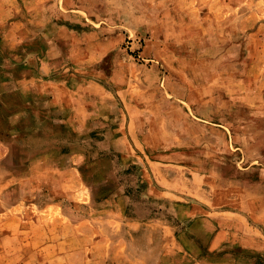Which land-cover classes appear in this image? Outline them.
Here are the masks:
<instances>
[{"label": "rangeland", "instance_id": "rangeland-1", "mask_svg": "<svg viewBox=\"0 0 264 264\" xmlns=\"http://www.w3.org/2000/svg\"><path fill=\"white\" fill-rule=\"evenodd\" d=\"M142 3L0 0L24 18L0 24V219L32 205L39 220L0 228L20 241L0 242V264H195L181 255H201L220 229L264 240V52L247 48L242 30L228 35L226 21L198 22L211 34L200 39L173 38L152 18L164 9ZM54 89L82 96L80 131ZM155 178L171 199L147 195ZM61 215L64 246L40 251L56 242ZM162 223L190 253L165 249ZM208 263L264 255L227 243Z\"/></svg>", "mask_w": 264, "mask_h": 264}, {"label": "crops", "instance_id": "crops-1", "mask_svg": "<svg viewBox=\"0 0 264 264\" xmlns=\"http://www.w3.org/2000/svg\"><path fill=\"white\" fill-rule=\"evenodd\" d=\"M142 4L158 6L159 9H164V12L157 11V16H152V18L167 22L169 35L173 38H181L183 35L186 38L189 36H193L198 37L200 39L202 38L200 36H206L211 34H208V32L205 30H201L208 28L206 24L200 26L198 22L202 21L205 23L207 21H214L217 23L226 21L229 22V25L227 26L228 35L233 34L234 36L242 30V32H245V40L248 46L247 48H261L259 52H264V0H143ZM213 7H216L218 9L229 10L230 14L223 13V10L221 12L213 11ZM0 8L2 10L0 12V24H2L3 21H9L11 20V18H13V20H11L13 24L12 28L21 27V25H23L20 22L24 18H19L18 13L15 14L16 12L14 6L9 8L1 5ZM154 13L155 12L152 11L149 14L153 15ZM25 19L27 20L28 18ZM190 21H192L194 25V27L191 29H195L192 33H190L189 30H186L187 26H190ZM184 25H186V27L185 29H182ZM209 26H213L214 29V25ZM196 29H198L199 32L196 31ZM182 31H185V33L182 34ZM57 84L60 85L59 83L49 85L57 88L58 90ZM90 86L91 84L82 87L83 98H85V100L88 98V96H91L93 94V92H90L88 90V87ZM60 90L61 89H59V91H56V89H54L52 91V102L55 104H60L62 107L67 109L65 112L68 116L69 121H71V125L73 126V128L71 129L72 132L80 131V126H78L76 123L75 124L79 128H76L74 126V119H78L79 121L82 120L81 117L84 116L86 109L77 111L74 107V104H76L77 102L80 103V98L82 96L79 95L78 97H76L77 93H73V95H70L69 97H61L58 94ZM98 93L103 94L100 88H98ZM34 164V162H29L28 167L30 168ZM143 178H145L144 175ZM155 179L159 185V189L156 188L154 190L152 187H150L147 182V195L153 198L171 199V197L174 196L171 193L173 192V190L166 186L163 181H159L157 178ZM145 181H147L146 178ZM36 211L39 214L41 209L36 208ZM2 212L3 210L0 209V214ZM33 212L34 208L32 205L22 208H8V213L4 216V218L0 219V228L5 230L33 229L35 228V223H39V220H37V218H34L35 215L32 214ZM3 214L4 213H2V215ZM63 219L64 216L61 215V218H59L56 223L57 227L59 228L58 232L60 234L56 238V242H42L39 246L40 251L48 250L49 248L53 247L59 248L64 246L65 238L63 236V233L65 232V228L68 227V224H64ZM36 228L45 229L46 226H37ZM162 228V231L167 236L164 244L165 249L174 248L177 251V254L179 252L181 254L183 252H186L182 246H177L173 242L174 239L172 238V236H174L175 231L170 232L171 228L165 223H162ZM239 230H245L242 224L240 225ZM44 233L45 232H41L40 237H42ZM236 234L239 233L236 231H229L225 229H220L216 231L207 246V254L205 256L197 259L192 258L189 254L187 255L185 253L187 256L185 254H182L181 262L191 260L194 261L195 264H209V258L213 255V253L219 250L223 245L227 243H234L238 245L241 249L252 254L264 255V240L257 238L246 239L243 237H241V239L239 240H232ZM44 238L47 239V237L45 236ZM5 240L10 241L15 246L20 244L19 238L13 237V235L0 238V242H5ZM22 241L26 242L25 239H23ZM28 244H30V242H28ZM16 253L17 250H13V258L16 260H21V256H18V258H16ZM169 253L170 252H166L165 254ZM89 263L93 264L94 262L92 259H89ZM139 264L148 263H145V261H141Z\"/></svg>", "mask_w": 264, "mask_h": 264}, {"label": "trees", "instance_id": "trees-1", "mask_svg": "<svg viewBox=\"0 0 264 264\" xmlns=\"http://www.w3.org/2000/svg\"><path fill=\"white\" fill-rule=\"evenodd\" d=\"M192 223H193V221H190L188 225H190V224H192ZM213 235H214V234H213ZM213 235L209 238V241L207 242V244L205 245V248H204L203 251H202V254L196 257L197 259H198V258H201V257H203V256H205V255L207 254V246H208V244H209L211 238L213 237ZM176 237H177V239H178V238H179V235L177 234ZM178 241H179L180 244L184 245V244L182 243V241H180V240H178ZM186 252H187V253H190V252H188V250H186ZM214 253H215V252H214ZM214 253H213V254H214Z\"/></svg>", "mask_w": 264, "mask_h": 264}]
</instances>
